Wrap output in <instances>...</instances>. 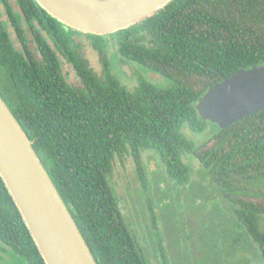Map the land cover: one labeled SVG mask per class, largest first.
<instances>
[{"label": "trees", "instance_id": "trees-1", "mask_svg": "<svg viewBox=\"0 0 264 264\" xmlns=\"http://www.w3.org/2000/svg\"><path fill=\"white\" fill-rule=\"evenodd\" d=\"M17 1L24 11L39 7L33 0ZM109 35L123 60L169 83L140 81L129 89L109 73L98 78L84 65V87L69 85L56 68L52 85L45 87L33 81L31 66L13 59L10 91L0 89L97 264H151L110 182L114 166L126 157L141 178L146 151L178 180L190 171L186 155L193 157L231 204V242L223 263L264 258V109L219 128L195 108L222 77L264 64V0H170ZM90 36L97 46L104 39ZM3 50L10 52L0 22V70L6 64ZM0 235L26 242L45 264L1 177Z\"/></svg>", "mask_w": 264, "mask_h": 264}, {"label": "water", "instance_id": "water-1", "mask_svg": "<svg viewBox=\"0 0 264 264\" xmlns=\"http://www.w3.org/2000/svg\"><path fill=\"white\" fill-rule=\"evenodd\" d=\"M33 1L66 29L106 35L140 22L170 0ZM124 70L130 72L127 65ZM195 108L202 120L219 128L264 109V64L222 77ZM0 177L45 264H97L32 141L1 96Z\"/></svg>", "mask_w": 264, "mask_h": 264}, {"label": "rangeland", "instance_id": "rangeland-1", "mask_svg": "<svg viewBox=\"0 0 264 264\" xmlns=\"http://www.w3.org/2000/svg\"><path fill=\"white\" fill-rule=\"evenodd\" d=\"M105 38L106 51L112 53L116 38L114 35ZM88 51L95 59V54ZM111 57V63L119 60L117 52ZM126 65L133 71L132 76L126 74L125 64H116L114 73L129 89L140 81L169 83L163 77H151L133 61ZM185 161L190 171L184 180L167 173L151 151L143 154L141 178L131 158L116 163L110 182L120 200L122 214L151 264H225L224 247L231 242L232 234V206L220 196L193 157L186 155Z\"/></svg>", "mask_w": 264, "mask_h": 264}, {"label": "flooded vegetation", "instance_id": "flooded-vegetation-1", "mask_svg": "<svg viewBox=\"0 0 264 264\" xmlns=\"http://www.w3.org/2000/svg\"><path fill=\"white\" fill-rule=\"evenodd\" d=\"M17 2V0H0V22L4 30V40L10 48V52L1 51L2 60L6 62L0 70L2 92L10 91L11 82L8 80V75L13 73V59L19 61L21 65L25 63L31 66L35 76L33 81H38L45 87L52 85L55 68L69 85L76 88L84 87L81 79L84 65L100 79L106 73L118 79L114 67L116 64L126 65L129 60L120 57L115 43L116 48L113 52H117L119 62L111 63L113 52L107 53L108 44L103 42L109 34L100 35L104 39L99 40L100 44L97 46L90 33L57 28L48 19V13L46 11L44 13L40 6L24 11ZM88 50L95 54V59L88 55ZM8 59L11 63L6 61ZM126 74L132 76L133 71L130 70ZM150 74L151 77L161 78L159 75ZM0 264L40 263L35 259L34 254L29 252L26 242L0 235ZM249 264H264L262 254L260 258L252 259Z\"/></svg>", "mask_w": 264, "mask_h": 264}]
</instances>
